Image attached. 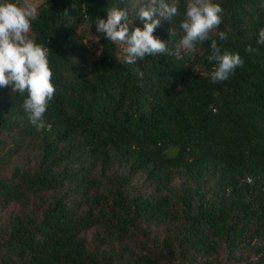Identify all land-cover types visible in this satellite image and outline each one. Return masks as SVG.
I'll return each mask as SVG.
<instances>
[{
	"label": "trees",
	"instance_id": "1",
	"mask_svg": "<svg viewBox=\"0 0 264 264\" xmlns=\"http://www.w3.org/2000/svg\"><path fill=\"white\" fill-rule=\"evenodd\" d=\"M215 2L213 38L244 60L215 84L210 41L128 65L96 31L112 6L142 29V0L38 6L28 35L56 92L37 130L27 93L0 88V207L20 210L0 219V264H264V0ZM185 6L153 33L170 49Z\"/></svg>",
	"mask_w": 264,
	"mask_h": 264
},
{
	"label": "clouds",
	"instance_id": "2",
	"mask_svg": "<svg viewBox=\"0 0 264 264\" xmlns=\"http://www.w3.org/2000/svg\"><path fill=\"white\" fill-rule=\"evenodd\" d=\"M65 15L71 17L67 10ZM137 15L143 21L142 29L133 27L127 8L117 6L107 9L106 19L96 17L94 22L96 31L106 40L126 45L124 62L128 65L144 60L146 56H178L182 49L186 54L193 53L197 45L207 41L211 42V54L207 59L215 62L209 73L213 84L227 81L237 67L244 65L239 53L223 49L213 38L214 32L219 41L228 38L225 31H216L222 23L224 9L215 0H186L184 18L180 23L183 36L171 49L153 33L162 20L172 21L179 15L178 0H142ZM37 16L38 7L31 0L22 3L0 0V88H10L11 92L21 96L27 93L21 106L30 123L42 130L44 115L56 88L52 82L50 49L28 35ZM257 43L264 45V27L258 30ZM246 51L252 53L256 49L249 46ZM137 75L143 77V71L137 69Z\"/></svg>",
	"mask_w": 264,
	"mask_h": 264
},
{
	"label": "rangeland",
	"instance_id": "3",
	"mask_svg": "<svg viewBox=\"0 0 264 264\" xmlns=\"http://www.w3.org/2000/svg\"><path fill=\"white\" fill-rule=\"evenodd\" d=\"M18 1L19 3H21L23 0H16ZM46 1L48 0H31L32 3H35L38 6L42 5L43 3H45ZM98 40V41H97ZM94 41V44L96 45L95 48H94V51L95 53L97 54L98 53V48H99V38L96 37L93 39ZM119 48H120V52H121V57H124V51L123 49L126 47V45L124 44H120V43H117ZM143 182V178L142 177H139L137 180H136V183L138 185H141ZM19 208L17 206H14V205H11V206H8V207H0V219L1 220H6L10 215H16V214H19ZM93 232H89L87 233V236L89 239H91L93 237Z\"/></svg>",
	"mask_w": 264,
	"mask_h": 264
},
{
	"label": "water",
	"instance_id": "4",
	"mask_svg": "<svg viewBox=\"0 0 264 264\" xmlns=\"http://www.w3.org/2000/svg\"><path fill=\"white\" fill-rule=\"evenodd\" d=\"M178 151H179V148L178 147H173V148L169 149L166 152V156L168 158H174L177 155Z\"/></svg>",
	"mask_w": 264,
	"mask_h": 264
}]
</instances>
